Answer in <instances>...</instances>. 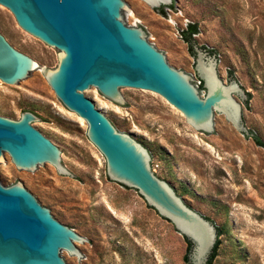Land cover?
<instances>
[{"label":"water","instance_id":"water-1","mask_svg":"<svg viewBox=\"0 0 264 264\" xmlns=\"http://www.w3.org/2000/svg\"><path fill=\"white\" fill-rule=\"evenodd\" d=\"M157 13L173 2L183 13L184 0H140ZM18 26L58 52V64L39 62L32 48L22 52L9 37L10 27L0 16V85L23 90L42 73L60 102L87 125L86 135L102 153L106 173L130 186L190 241V264H214L222 235L180 188H190L204 207L227 205L201 195L186 170L165 146L134 131L127 122L90 94L132 110L125 89L161 95L177 108L203 136L220 138L218 119L232 120L244 137L257 136L250 129V114L241 104L252 101L243 82L227 84L224 62L239 73L232 57H216L192 41L197 76L175 68L170 53L151 43L158 34L133 26L137 8L127 0H0ZM163 6V7H161ZM161 7V8H160ZM45 117L30 110L12 119L0 112V264H73L68 254L85 264L91 256L81 246H96L102 236L84 238L78 227L66 225L25 181L10 184L2 170L12 162L31 176L53 166L66 179L82 177L65 167V147L59 138L38 128ZM254 141V140H253Z\"/></svg>","mask_w":264,"mask_h":264},{"label":"rangeland","instance_id":"rangeland-1","mask_svg":"<svg viewBox=\"0 0 264 264\" xmlns=\"http://www.w3.org/2000/svg\"><path fill=\"white\" fill-rule=\"evenodd\" d=\"M127 1L138 9L133 26L146 31L153 27L159 37L151 43L170 53L175 68L197 76L202 96L206 90L196 55L181 31L195 23L194 43L213 50L216 57H232L239 73L223 61L226 82H243L252 103L239 101L250 114V129L264 139V0H184L186 13L177 6L157 13L145 2ZM0 16L22 52L32 48L39 62L52 64L45 70L56 67L55 49L20 28L1 5ZM44 72L23 90L0 85V112L12 119L23 110L45 117L36 128L59 138L55 145L65 147V167L82 177L66 179L55 166L31 176L13 162L2 174L10 184L26 181L84 238L102 236L98 250L81 246L91 254L85 264H190L189 244L172 221L138 190L108 177L104 156L87 138L86 122L60 102ZM124 89L138 107L128 110L90 95L127 122L125 133L151 139L154 150L167 147L201 195L228 206L223 210L212 202L204 207L190 188H180V197L189 198L223 236L214 264H264V143L244 137L227 117L218 119L220 138L203 136L161 95ZM68 256L73 264H82Z\"/></svg>","mask_w":264,"mask_h":264},{"label":"trees","instance_id":"trees-1","mask_svg":"<svg viewBox=\"0 0 264 264\" xmlns=\"http://www.w3.org/2000/svg\"><path fill=\"white\" fill-rule=\"evenodd\" d=\"M161 7H163V6H161ZM161 7H160V8H161ZM166 7H173V2H172L170 5L166 6ZM196 33H197V26H196L195 23H188L187 26H186V28H185L184 30L181 31L182 38L188 43L189 49H190L191 51H192V41H193V36H194V34H196ZM208 51L211 52V53H215L213 50H210V49H208ZM215 54H216V53H215ZM23 111H24V110H23ZM253 140H254V142H255L256 144H258V145H262V142L260 141V139H259L257 136L253 135ZM220 233H221L220 230L217 228V237H218V235H219ZM185 239H186V238H185ZM186 241H187L188 244H189V247H188V249H189V248H190V241L187 240V239H186ZM217 244H218V239H216V242H215V244H214V246H213V251H212V253L210 254V256H209V258H208L207 264L210 263V261H211L213 255H214V253H215V248H216ZM186 258H187V257H186Z\"/></svg>","mask_w":264,"mask_h":264}]
</instances>
